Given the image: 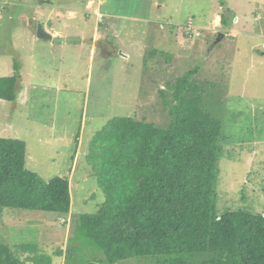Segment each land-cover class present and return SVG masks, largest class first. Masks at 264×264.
Returning a JSON list of instances; mask_svg holds the SVG:
<instances>
[{"label": "rangeland", "instance_id": "obj_1", "mask_svg": "<svg viewBox=\"0 0 264 264\" xmlns=\"http://www.w3.org/2000/svg\"><path fill=\"white\" fill-rule=\"evenodd\" d=\"M46 1L0 0V77L21 75L17 100L0 98V137L24 140L28 168L44 179L69 177L72 210L57 219L53 212L6 208L0 244L38 241L50 253L65 248L74 215L96 211L101 201L96 180L85 171L93 134L113 117H142V109L158 103L168 79L190 71L193 80L215 82L220 91L227 84L219 211L264 212V85L251 84L258 82L254 73L241 87L234 77L238 60L245 59L234 54L236 47L238 53L253 47L247 59H259L264 34L245 45L229 36L215 44L220 0ZM225 4L250 20L252 29L261 26L254 17L264 0ZM39 25L95 43H52L37 37ZM100 42L116 47L115 53L104 54ZM55 264L64 258L55 256Z\"/></svg>", "mask_w": 264, "mask_h": 264}, {"label": "trees", "instance_id": "obj_2", "mask_svg": "<svg viewBox=\"0 0 264 264\" xmlns=\"http://www.w3.org/2000/svg\"><path fill=\"white\" fill-rule=\"evenodd\" d=\"M220 3L221 25L230 28L234 12ZM193 73L168 79L142 117H113L93 134L85 171L101 201L73 214L65 248L1 243L0 264H55V256L64 264H264V212L218 209L227 84L220 91ZM19 77H0V98L17 100ZM26 150L24 140L0 137V214H71L69 177L44 179L28 168Z\"/></svg>", "mask_w": 264, "mask_h": 264}, {"label": "crops", "instance_id": "obj_3", "mask_svg": "<svg viewBox=\"0 0 264 264\" xmlns=\"http://www.w3.org/2000/svg\"><path fill=\"white\" fill-rule=\"evenodd\" d=\"M90 1V0H89ZM226 7L220 5L219 9L216 10L215 14H214V18H213V28L216 31L217 34V40L215 41V44H218V42H221L223 40L226 39V37H231L232 40H235L236 42H240L241 44L246 43L247 40L249 39H253L254 35L257 36H263L262 34H264V7H260L261 12L258 13V15H255L254 18L257 19V21L261 20V26L259 27H255L254 29H252V26H250V20L246 19V17L244 16H240L238 12H234V19H233V24L230 28H224L222 27V16H221V12L223 10H225ZM61 15H63L60 12ZM100 14V18H101V13ZM136 19V18H135ZM46 30H48L49 32H51L53 35L55 36H68V35H63L62 32L60 31H52V29L46 28L44 27ZM207 28L209 29L210 27L207 26ZM35 32V31H34ZM96 32V31H95ZM37 33V31H36ZM223 34V35H221ZM37 35V34H36ZM219 38V39H218ZM52 42V41H51ZM53 43V42H52ZM85 43V42H83ZM82 43V44H83ZM90 45V43H88ZM109 45L111 47H109ZM108 47L106 46V44L104 43L102 45V42L98 43L99 48H101V50L103 49L104 54L106 53L107 55H112L115 53L116 51V47L112 46L111 44H109ZM238 48V50H237ZM253 47H249L246 48L245 46L242 47V49L240 48V53L239 52V47H236V51L234 52V54H237V56H245V59L243 60H238L239 63H237L235 65V72H234V77L237 80V86L241 87L245 84H243V82L248 79L251 75H253V79H257L258 82L254 83L252 82L251 84L254 85H264V41H263V51L258 53L257 56H259V59H256V57H252L250 56V60H248L246 57V55H253V53H248ZM254 49V48H253ZM97 47L95 50H92L91 53V57L94 56V54L96 53ZM112 50V51H111ZM111 51V52H110ZM113 52V53H112ZM263 56V57H262ZM240 81V84H238Z\"/></svg>", "mask_w": 264, "mask_h": 264}, {"label": "water", "instance_id": "obj_4", "mask_svg": "<svg viewBox=\"0 0 264 264\" xmlns=\"http://www.w3.org/2000/svg\"><path fill=\"white\" fill-rule=\"evenodd\" d=\"M42 2H49V1L41 0V3ZM37 37L44 40H51L53 43H67V42L95 43L94 40H88L79 36H55L41 25H39L37 29Z\"/></svg>", "mask_w": 264, "mask_h": 264}]
</instances>
